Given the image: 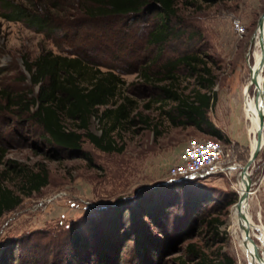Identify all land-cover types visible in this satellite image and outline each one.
Masks as SVG:
<instances>
[{
  "label": "rangeland",
  "instance_id": "1",
  "mask_svg": "<svg viewBox=\"0 0 264 264\" xmlns=\"http://www.w3.org/2000/svg\"><path fill=\"white\" fill-rule=\"evenodd\" d=\"M1 1L0 98L2 90L26 97L37 92V86L31 85L23 59L33 60L42 49L68 56L81 54L95 62L94 67L112 69L119 75L124 80L123 92L140 106L139 110L149 117L155 128L136 122L125 125L120 132L121 141L115 138L119 144H124L121 153L103 152L84 137L82 148L89 153V162L83 156L52 157L43 144L36 147L34 139L41 130L28 121L25 114L16 113L17 107L0 110V153H3L0 171H6L7 161L12 159L35 170L43 164L48 177L47 185L26 195L20 189V181L5 173L3 183L22 199L16 208L0 217V254L6 263L91 264L88 251L81 253L88 258L86 263L71 257L75 252L69 241L70 232L75 228L88 236L92 233V224L105 232L106 227L109 229L106 222L112 221L116 228L113 227L115 232L111 231L113 245L108 255L111 259L117 257L116 264H174V256L186 255L188 241H175L179 234L172 222L183 219L186 228H191L193 223L196 225L192 233L184 232L191 237L189 242L202 247L209 257L223 253L234 264H249L245 255L237 250L229 216L239 198L237 186L241 168L251 154L248 131L252 122L245 118L246 109L257 113L258 102L262 105L261 92L258 93L254 85L248 90V85L253 52L257 49L256 39L253 42L251 36L264 11V0H218L183 5L178 16L184 33L181 38L167 43L157 60L159 49L147 45L148 28L140 22L124 23L125 18H112L79 23L76 16L69 17L75 12L68 10L70 12L63 15L58 13V17L64 18L56 23L58 29L52 33L40 32L22 21L7 20ZM12 1L23 3L24 0ZM233 18L240 19L245 26L243 35H237L232 28ZM182 54L199 55L214 77L215 101L207 115L228 138L227 142L220 140L226 170L200 180L181 181V186L172 188L163 184L174 183H167L168 168L177 161L186 140L213 137L191 124L172 125L161 113L162 109L151 104L154 94L137 87L145 82L139 74L144 68L153 73L167 60ZM176 75L177 92L189 94L194 82L188 69L179 66ZM257 93L259 98L255 99ZM147 103L150 109H144ZM89 128L100 133L95 117L91 118ZM28 135L33 136L32 140L26 138ZM249 172L251 190L258 194L251 197L249 211L254 213L253 219L263 240L257 242L264 249V145ZM194 204L196 210L192 207ZM184 209L186 215H183ZM120 212L123 218L119 217ZM210 216L224 222L218 235H213L200 221ZM162 257V262L156 261ZM187 264L201 263L189 259Z\"/></svg>",
  "mask_w": 264,
  "mask_h": 264
},
{
  "label": "trees",
  "instance_id": "2",
  "mask_svg": "<svg viewBox=\"0 0 264 264\" xmlns=\"http://www.w3.org/2000/svg\"><path fill=\"white\" fill-rule=\"evenodd\" d=\"M217 1L64 0L66 3H61L60 0H24L22 3L3 0L1 2L3 9L7 11L4 14L7 20L22 21L40 32L47 30L52 33L58 29L59 24L56 23L64 20L62 16L58 17V15L70 12L68 10L75 12V15L70 14L69 17L76 16L79 23L80 21L85 23L89 20L112 18H125L124 23L140 22L144 24L145 29L148 28L147 45L159 49V54L155 58L157 60L163 52V47L174 38H181L184 33L178 16L183 5L192 6L197 2L214 3ZM93 63L95 62L90 61L85 55L72 53L68 56L42 49L33 60L23 59L31 85L37 86V92L26 97L23 94H10L2 90L0 101H3V105H0V110L17 107L16 113L25 114L27 120L41 130L34 139L36 147L39 148L43 144L47 148L46 153L52 157L83 156L90 162L89 153L82 148L84 137L95 148L103 152L121 153L124 144L123 142L119 144L115 138L118 137L121 141L120 132L125 125L136 122L152 127L153 130L155 128L151 126L149 117L142 114L141 109L139 110L140 106L121 89L124 80L112 69L102 70L100 67H94L96 64ZM179 66L188 69V74L194 82L187 95H181L176 90V70ZM139 74L145 82L137 88L143 89L147 94L148 92L154 94L151 104L156 105L158 109L161 108V113L172 125L191 124L198 130L210 134L213 138L224 142L228 141V138L207 115L215 101L212 91L214 77L210 68L206 66V62L199 55L182 54L167 60L153 73L146 67ZM169 102L173 104H169ZM167 105L168 108L165 109ZM149 106L150 103L144 104V109H150ZM100 107L104 108L100 110ZM92 117L98 121L99 134L89 128ZM64 120L68 121V124ZM26 138L32 140L33 136L28 135ZM2 157L3 153H0V162ZM6 171L20 181V189L23 194L30 195L47 185V168L43 164L35 170L9 159ZM6 171H0V217L5 212L16 208L22 200L19 194L3 183ZM181 181L163 185L176 188L183 184ZM194 201L195 198L192 202L194 203ZM192 207L194 210L197 208L196 204ZM186 214L184 209L183 215ZM163 215L168 220L165 211H163ZM119 217L123 218L124 214L120 212ZM200 221H203L205 227L210 229L213 235H218L219 227L224 223L217 216L203 218ZM106 224L109 229L106 227L105 232L100 230L101 227L92 224L90 226L92 233L88 236L84 232L72 228L69 241L75 253L71 257L79 259V262L83 260L82 262L85 263L89 258L88 263L91 264L94 262L116 264L117 257L111 259L108 255L112 244V232H115L116 224L112 221L106 222ZM172 224L176 225L179 234L175 241L180 239L179 243L189 242L191 238L189 234L193 232L196 225L193 223L191 228H186L183 219L181 222L174 219ZM187 230H189V234H184ZM188 242L186 255L174 256L172 259L174 264H187L189 259L199 261L201 264H234V261L223 253L211 258L202 247ZM83 251H88V258L81 255ZM90 258L95 259L93 261ZM159 260L162 262L163 257L156 261L159 262ZM0 264H7L3 254H0Z\"/></svg>",
  "mask_w": 264,
  "mask_h": 264
},
{
  "label": "bare ground",
  "instance_id": "3",
  "mask_svg": "<svg viewBox=\"0 0 264 264\" xmlns=\"http://www.w3.org/2000/svg\"><path fill=\"white\" fill-rule=\"evenodd\" d=\"M260 36H264V18H263V26L261 31L258 32L257 29L256 38H254V40L256 39L255 45H257ZM254 50L255 52H253V57L256 58V64H254V66H256L257 68L260 53H258L257 49ZM261 68L262 67L258 66V69ZM250 77L251 78H250V83L248 85V90L250 85H254L256 91L258 93L261 92L262 105L258 102V106L259 108L261 107L264 109V82L262 80V77L258 76L257 79H255L253 75H251ZM258 93H257V98H259ZM246 100H248V94L246 95ZM248 105L249 104H247V106ZM245 118H247V120L250 121V123L252 122L251 127L248 131L249 136L251 137L250 152H252L253 149L255 148L258 142V138L260 142V149H262L264 145V126L260 129L259 110L257 111V113H255L254 111L253 113H250V111L246 109ZM250 178H251V173L249 172L248 169L247 173L240 178L237 186L239 197L242 196L243 193L245 192L246 184L251 183ZM256 195L258 196L257 191H252L250 189V192L243 201L234 204V206L231 208V212L229 216V227L234 237L233 239L235 240L236 247L240 255L241 254L245 255L249 264H264V249L262 245L257 242L258 239L260 241L263 240L262 237L259 235L258 225L255 223L253 219L255 218L254 213L251 214V212L249 211L251 197L252 196L255 197Z\"/></svg>",
  "mask_w": 264,
  "mask_h": 264
},
{
  "label": "built area",
  "instance_id": "4",
  "mask_svg": "<svg viewBox=\"0 0 264 264\" xmlns=\"http://www.w3.org/2000/svg\"><path fill=\"white\" fill-rule=\"evenodd\" d=\"M231 26L237 35L241 36L246 32L245 26L238 18H233L231 20ZM255 46L257 50H259L260 57L264 55V40L262 49L259 43ZM262 61V68L259 70V76L262 77L264 82V58ZM222 144L223 143L216 138H188L177 161L168 168L167 183L185 179L200 180L224 173L225 171L223 170H226V166H223L224 152Z\"/></svg>",
  "mask_w": 264,
  "mask_h": 264
},
{
  "label": "water",
  "instance_id": "5",
  "mask_svg": "<svg viewBox=\"0 0 264 264\" xmlns=\"http://www.w3.org/2000/svg\"><path fill=\"white\" fill-rule=\"evenodd\" d=\"M263 18H264V11L263 13L261 14V16L259 17L258 19V22H257V28L256 30L254 31L253 35L251 36V39L254 40V38H256V32H257V29H258V32L261 31L262 29V26H263ZM264 36H260V39L259 40V45H260V48L262 49L263 47V38ZM259 62H258V66H262V63H263V58H264V55H262L261 57H259ZM254 64H256V58L253 57V65L251 66L250 68V76L253 75L255 77V79H257V77L259 76V70L258 69V66L256 68V66H254ZM255 67V69H254ZM251 78V77H250ZM255 82V81H254ZM255 99H257V95L255 96ZM258 110H259V116H260V129L264 126V109L263 108H259L258 107ZM259 137V136H258ZM260 151V142H259V138H258V142L255 146V148L253 149V151L251 152L249 158H248V161L246 162V164L241 168V172H240V175L241 177H243L244 174L247 173V170L250 168L252 162L255 160V158L257 157L258 153ZM250 189H251V183H247L246 184V187H245V192L243 193L242 196H240L238 198V201L237 203L243 201L246 196L248 195V193L250 192Z\"/></svg>",
  "mask_w": 264,
  "mask_h": 264
}]
</instances>
